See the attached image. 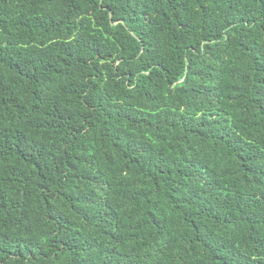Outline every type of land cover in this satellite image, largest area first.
I'll return each mask as SVG.
<instances>
[{
    "label": "trees",
    "instance_id": "obj_1",
    "mask_svg": "<svg viewBox=\"0 0 264 264\" xmlns=\"http://www.w3.org/2000/svg\"><path fill=\"white\" fill-rule=\"evenodd\" d=\"M0 264H264V0H0Z\"/></svg>",
    "mask_w": 264,
    "mask_h": 264
}]
</instances>
